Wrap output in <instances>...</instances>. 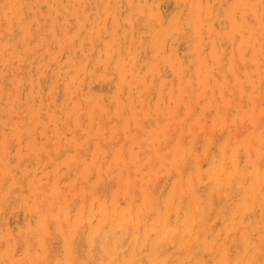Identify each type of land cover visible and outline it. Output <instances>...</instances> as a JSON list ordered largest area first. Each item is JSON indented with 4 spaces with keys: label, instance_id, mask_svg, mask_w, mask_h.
Segmentation results:
<instances>
[{
    "label": "rangeland",
    "instance_id": "obj_1",
    "mask_svg": "<svg viewBox=\"0 0 264 264\" xmlns=\"http://www.w3.org/2000/svg\"><path fill=\"white\" fill-rule=\"evenodd\" d=\"M231 1L37 0V2H33V0H21L19 3V0H15V2L14 0L13 2L12 0H0V193L1 195L5 193V196H8V198L13 197L15 200H8L5 196V199H3V196L0 195V208L3 200H8L5 201L6 205L3 203L4 208L2 207L3 209L0 210V250L5 251L4 253L0 251V255L2 253L0 261L2 259L7 260L6 257L9 256L7 253L12 252L9 257L13 256L11 261H8L9 258L7 261H1V264H9L10 262V264H20V262L21 264H53L55 260H58L57 263L55 261V264H71L74 263V258L79 261L84 260L85 263L83 264H87L88 260H92L90 257L96 255L97 250L95 251V247H99V257L103 258V262L93 258L98 264L100 261L102 264H113L114 260V264H123L128 261L127 257L130 255V251H132L130 252L132 254L129 256L130 258L128 257L129 260H133V257H135L133 261L126 264L137 262L136 259H140L141 264H150L152 259H146L145 257H150L156 253L158 255L156 254L155 257L157 256L158 261H163V263L161 261V263H156L158 261L153 256V260L155 259L153 262L156 264H165V262H167L166 264H201L196 261L201 257L203 258L201 259L202 264L208 262V264H223L224 262V264H243L244 262H247V264H264V246L262 244L264 239H261V235L264 236V0H254V2L253 0H233L234 4L236 1L239 2L236 3L237 6ZM122 2L125 6L122 5ZM201 2L204 5H202L203 8L200 7L201 4L199 5ZM212 2L213 4H211ZM220 2L222 3L220 4ZM256 2H259L257 3L258 6L255 5ZM185 3L186 6H183L182 4ZM151 4L154 6H152L153 8ZM180 5L182 10H180ZM243 5H248L250 9L247 6L244 9ZM252 7L255 8L254 14ZM126 8L129 9L126 10ZM201 8L206 11L210 8V12L203 10L200 11V15L198 13ZM215 8L219 11H216ZM240 8H243V10ZM103 10H106L107 13ZM234 10L235 12H233ZM3 11L5 12L3 13ZM219 12L224 14H219ZM10 13H12L11 16ZM157 13L161 16H157ZM206 13L208 14L206 15ZM209 13L210 16H208ZM231 14H235L237 17H233L234 15ZM200 16H203L204 19ZM226 17L228 20H226ZM244 17L247 18L246 20L249 19L247 23H245L246 20L243 21ZM150 18L151 20H149ZM177 19L181 21L177 23ZM200 20L205 21L201 23ZM146 22H151V24L148 25ZM199 23H201V26L198 25ZM144 24H147V28ZM236 24L239 30H237ZM243 24L247 26L245 25V28H242ZM152 25L153 27H150ZM213 28L217 29L218 33L214 32L215 29L213 30ZM173 29L175 30L173 31ZM175 31L176 34L178 32V36ZM241 32H244L243 35L240 34ZM201 38L202 40H199ZM187 41H191L190 46ZM163 42L165 43L161 46ZM240 42L243 45H240ZM198 50L200 51L198 52ZM42 68L45 70L43 71ZM44 75L46 78H44ZM65 96L66 98H64ZM245 157H248V161ZM244 160L247 163L246 169ZM255 161L257 164L253 163ZM254 164L257 166H254ZM229 166L234 168L232 169ZM254 167L258 169H254ZM235 168L238 171L234 172ZM208 169L209 171H207ZM213 169H215L214 173L217 172V175L212 173ZM256 169L254 175L255 172L253 173L252 170L255 171ZM231 170L233 171L231 172ZM222 171L226 172V175L229 171L228 178L226 175L222 176L224 174ZM258 172L263 173L259 174ZM197 173L200 174L196 175ZM239 173L243 174L242 178L239 177L240 180L236 179L241 175H237ZM231 176H235L232 178L233 181L230 179ZM213 177L216 178L215 181H213ZM246 178L247 180H245ZM253 178L258 183L257 190ZM190 179L191 183L189 182ZM234 179L236 182L233 184ZM210 180L213 181L212 183L215 182V189L213 188L214 184L212 187ZM217 180H219L218 183ZM225 180L230 183L229 187L227 183V188L224 186ZM237 180H239L238 182L241 181V186L237 183ZM221 181L222 184L224 183L223 185ZM15 184H17V188L14 189L16 192H13V190L9 192V188L14 187ZM190 184L196 191L191 188ZM231 184H233V187L236 186L232 188ZM217 186L221 188H219L218 193L223 189L222 194L226 196L225 201H223L224 196L220 193L218 195L216 193L217 199H219V195L222 196L220 201H216L217 199L212 200L215 197H213V194L215 195L213 189L214 192H217ZM251 188L252 192L254 189L256 191L253 192L254 196H252V192V194L249 193ZM207 190L211 191V194ZM32 192L33 194H31ZM173 192L175 193L172 194ZM243 192L245 193L241 194ZM176 193H178V197ZM181 193L183 194L181 195ZM191 193H194V195H191ZM14 194H18L19 198L17 197V199V195ZM187 194H190V199L187 198ZM195 194H198L201 199L196 197ZM239 194L241 197H239ZM249 196L252 200L249 199ZM180 197L182 201L179 200ZM144 198L145 201H143ZM194 198L195 200H193ZM239 198H241V201ZM24 199L27 200V204L23 202ZM167 199L168 201H166ZM100 200H102L101 203H99ZM141 200L143 202L147 201L144 203L145 205L142 204ZM243 200L247 202L244 203ZM249 200L253 201V204H251L252 202L249 204ZM152 201H156L157 204ZM212 201L214 204H212ZM236 201L239 205L235 204ZM18 202L20 206H18ZM29 202L34 205V208H32V205L30 206ZM90 202L93 203L92 207L90 206L91 209L98 203L100 204V208L98 204L92 209L99 208L98 211H91L93 213L92 218L89 212L90 208L88 209ZM24 203L25 208H23ZM167 203L172 204L169 206ZM182 203H184V206ZM258 203L260 208H258L259 206L256 207ZM153 205L156 206L152 212L150 211L152 213L150 216L148 209L151 210ZM178 205L179 209L176 208ZM189 205L193 208L190 209ZM234 206L236 209L234 208L233 211ZM105 208H109L107 212ZM134 208L137 211L135 213L132 210ZM138 208L141 209V212ZM163 208L168 210L164 211ZM182 208L184 212H181L183 211ZM87 209L89 213L86 212ZM119 210H123L122 213H119ZM138 210L141 215L136 214L139 213ZM156 210L158 211V217L156 216ZM172 210L175 212L173 213ZM237 210L239 213L236 212ZM4 211L6 212L4 213ZM113 211L114 213H111ZM153 211H155V214ZM105 212L106 214H104ZM162 212H167V214H162ZM217 212L220 216L217 215ZM230 212L232 216H229ZM42 213L44 214V216H41L43 219L40 217V215H43ZM126 213L131 218H127ZM190 213L193 215L192 217H190ZM195 213L200 216L199 218L202 221L204 217H201V215L207 214L206 219H204L205 223L204 221L199 222V218ZM208 213H211L212 216H209L213 219L208 217ZM108 214L113 217V220ZM113 214L115 215L113 216ZM117 214L121 215L119 216L120 220H122V216L123 220L124 217H126L125 220L130 219L131 224L128 220L127 222L131 239L128 236L121 237L123 233H128L125 231L127 230L125 228L127 224L125 226L122 224L125 223V220L122 223L119 221L120 226L118 228L116 226L118 221L115 225V218L119 220ZM87 215L90 216L88 218L92 222L89 219L86 220ZM105 215L110 217L108 218L110 222L107 223ZM144 215L147 216V220L144 219ZM173 215L176 218H173ZM250 216L253 217V220ZM37 217L41 219L38 220ZM151 217H153V220ZM163 217L167 220L164 221ZM185 217L190 218V220ZM103 218H105V221ZM140 219L144 222L142 223ZM154 219L158 223H155ZM234 219L238 222L241 221L239 225L234 224V222H237ZM98 220H101L99 221L100 225H97L98 222L95 224ZM187 222L193 225L189 226ZM134 223L140 226L146 223L148 225L142 226L140 229V227H135L136 224ZM92 224H95V228ZM106 224L111 226L108 229L112 231L113 237L111 231L108 229L106 230L108 232L105 231L109 227L108 225L105 227ZM154 224L156 225L153 226ZM181 224H187L188 233H186L187 230L185 232V225L182 226ZM122 225L125 230H122ZM165 225L169 226H166L168 229H165ZM234 225L238 229H234ZM242 226L247 227V229ZM161 227L164 228L163 233L160 231ZM88 228H92V230ZM145 228H148V231ZM102 229L105 231L103 236L106 237L108 233L111 235L106 238L103 237L105 241H101L103 239L100 237L102 236ZM191 229L192 231H190ZM216 229L218 233L214 232ZM81 230L83 238L80 235ZM151 230H154V232ZM180 230L182 233H180ZM246 230L247 232L250 231L248 236H245L247 235ZM90 231H94V236L96 235L95 231L98 232V237H95L99 241L97 240L98 244H94V247L93 242H96V238L92 240L88 238L89 244L86 240V233L89 234ZM133 232H137V235H131ZM143 232L148 234L147 237L142 235ZM225 232L227 233L225 234ZM230 232H232V237ZM17 233L22 234V237L19 235L20 237L17 238L18 241L16 240ZM164 233H166L165 236L172 244L166 242L167 238L163 235ZM15 234L16 237L13 236ZM73 234L79 235L77 237ZM116 234H121L119 240H114ZM70 235L76 236L75 242V238L72 237L73 244H69L71 243L69 241H72ZM157 235L158 237L163 235L166 239L162 236L157 238ZM224 235H227L226 237H229L232 241ZM253 235H256L255 237L260 238L263 242ZM68 236L70 237L68 239L69 243L67 242ZM79 236H81V239H78ZM190 236H192V239H190ZM204 236L210 242L206 238L203 239ZM241 236L242 239L244 238L243 240L248 237L246 243L242 242ZM37 237L40 239L39 243ZM89 237H91V233ZM13 238L14 243H17L15 246L12 244L13 242L8 243L9 239L13 241ZM63 238H66L67 245L71 246L66 247L65 243L62 246ZM116 238L118 239V237ZM151 238L153 239L149 240ZM82 239L84 243H82ZM109 239L112 242H118L117 249L112 247L115 243L111 246L107 244L106 241L108 240L109 243ZM158 239L159 241L161 239V243L165 239V243L163 242L165 247L160 244L161 248H152L155 242L158 244V241H156ZM182 239H186L185 243ZM188 239L191 241L187 242ZM202 239L204 240L203 243ZM213 239L215 240L212 243ZM141 240L144 242V247ZM153 240H155L154 243ZM255 240L258 241L255 242ZM119 241L127 243V245L124 243L125 250H123L125 246H122L121 249L118 248ZM138 242H140L139 245H137ZM216 242L217 245L219 244L218 253H216L218 250L215 251ZM79 243H82L81 246L85 250L80 251L81 254L77 251L82 249ZM90 243H92V248H90ZM103 243L105 244L103 245ZM131 243H134V245ZM242 243L245 244L244 247ZM74 244L79 248L76 249L77 247ZM100 244L105 249L102 247V250ZM129 244L132 247L135 246V250H131L132 247ZM204 244L206 245L203 247ZM208 244L210 245L207 246ZM5 246L6 250H4ZM107 246H109V249L115 248V251L117 250L116 252H110L111 255L115 253L114 257L110 256L114 259L105 255L110 254L109 250L105 251L108 249ZM179 246L181 247L179 248ZM211 246L212 248H209ZM240 246H242L241 249H236ZM69 247L74 250H70V252ZM173 247L178 250L175 251ZM194 247L198 248V251ZM137 248H140V250H136ZM148 248L154 249L155 252L153 253L150 249L149 252L152 253L148 254ZM249 248L251 251L248 250ZM145 249H147V252ZM180 249H184L183 253H180ZM18 250H20L19 253ZM88 250L90 255L92 254L91 256ZM156 250L158 251L156 252ZM188 250L190 257L193 258H189ZM257 250L259 255H256L258 254L255 252ZM23 251L26 252L23 254ZM62 251L68 254L66 260L69 259L70 262H73H66ZM72 251H77L76 254L80 256H76V254L69 255V252L72 253ZM120 251L125 253H119ZM134 252L138 253L134 254ZM244 252L248 255L252 253L249 261V256L246 253L244 255ZM239 254H242L243 258ZM71 255L75 256H72L71 259V257L69 258ZM115 255H118V257ZM164 256L166 259L162 258V260L161 257ZM99 257L98 259H100ZM105 257L110 258V260L107 258V262V260H104ZM235 257L236 263H234L235 261L232 262ZM94 260L93 263L89 264L97 263ZM79 261H75V263L79 264Z\"/></svg>",
    "mask_w": 264,
    "mask_h": 264
},
{
    "label": "bare ground",
    "instance_id": "obj_2",
    "mask_svg": "<svg viewBox=\"0 0 264 264\" xmlns=\"http://www.w3.org/2000/svg\"><path fill=\"white\" fill-rule=\"evenodd\" d=\"M8 1H9V0H8ZM20 1H21V0H19V3H20ZM29 1H30V0H29ZM35 1L37 2V0H35ZM35 1L33 0V2H35ZM108 1H110V0H108ZM123 1H124V0H123ZM141 1H142V0H141ZM146 1H148V0H146ZM154 1H155V0H154ZM159 1H161V0H158V2H159ZM203 1H204V0H203ZM218 1H219V0H218ZM228 1H229V0H228ZM232 1H233V0H232ZM232 1H231V2H232ZM248 1H249V0H248ZM250 1H251V0H250ZM257 1H260V0H257ZM12 2H13V0H12ZM12 2H11V3H12ZM14 2H15V0H14ZM38 2H39V1H38ZM179 2H180V1H179ZM184 2H185V1H184ZM186 2H187V1H186ZM213 2H214V1H213ZM213 2H212L211 4H213ZM237 2H238V1H236L235 4H234V2H232V3H233L234 5H236ZM253 2H254V0H253ZM31 3H32V2H31ZM124 3H125V2H124ZM173 3H174V2H173ZM175 3H176V2H175ZM221 3H222V2H220V4H221ZM225 3H226V2H225ZM238 3H239V2H238ZM241 3H242V2H241ZM246 3H247V2H246ZM257 3H259V2H256V3H255L256 6L259 5V4H257ZM9 4H10V2H9ZM12 4H13V3H12ZM36 4H37V3H36ZM119 4H120V1H119ZM156 4H157V2H156ZM179 4H180V3H179ZM179 4H178V5H179ZM200 4H201V5H200ZM223 4H224V2H223ZM249 4H250V3H249ZM263 4H264V3H263ZM10 5H11V4H10ZM29 5H30V4H29ZM34 5H35V4H34ZM115 5H116V4H115ZM122 5H124L123 2H122ZM126 5H127V4H126ZM182 5H183V6H186V3H185V4H182ZM199 5H200V7H201V6L203 5L202 2L199 3ZM238 5H239V4H238ZM250 5H251V4H250ZM253 5H254V4H253ZM255 5H254V7H256ZM20 6H21V5H20ZM111 6H112V5H111ZM124 6H125V5H124ZM152 6H153V5L151 4V7H152ZM172 6H173V5H172ZM176 6H177V5H176ZM180 6H181V5H180ZM203 6H204V5H203ZM203 6H202V8H203ZM210 6H211V5H210ZM214 6H215V5H214ZM218 6H219V4H218ZM218 6H216V7H218ZM220 6H221V5H220ZM222 6H223V5H222ZM232 6H233V5H232ZM236 6H237V5H236ZM246 6L248 7V5H246ZM246 6L243 5L242 7L244 8V7H246ZM251 6H252V5H251ZM261 6H262V5H261ZM8 7H10V6L8 5ZM14 7H15V6H14ZM106 7H107V6H106ZM112 7H113V6H112ZM112 7H111V8H112ZM127 7H128V6H127ZM153 7H154V6H153ZM153 7H152V8H153ZM157 7H158V4H157ZM174 7H175V6H174ZM196 7H197V6H196ZM212 7H213V5H212ZM254 7H252V9H254V10H253V14H254V11H255V8H254ZM26 8H27V7H26ZM26 8H25V9H26ZM28 8H29V7H28ZM103 8H104V7H103ZM122 8H125V7H122ZM144 8H145V7H144ZM144 8H143V9H144ZM169 8H170V7H169ZM176 8H177V7H176ZM202 8H201V10L199 9V13H198V14H200V15H201V12H200V11H203V10H204V9L202 10ZM210 8H211V7H210ZM210 8H209V10H210ZM218 8H219V7H218ZM231 8H235V7H231ZM243 8H240V9L243 10ZM248 8H249V7H248ZM259 8H260V7H259ZM263 8H264V7H263ZM263 8H261V9H263ZM8 9H9V8H8ZM114 9H115V7H114ZM128 9H129V8H128ZM128 9L126 8V10H128ZM170 9H171V8H170ZM170 9H168V10H170ZM172 9H173V7H172ZM195 9H196V8H195ZM197 9H198V8H197ZM215 9H216V8H215ZM220 9L222 10V8H220ZM240 9H239V10H240ZM244 9H245V8H244ZM246 9H247V8H246ZM249 9H250V8H249ZM249 9H248V10H249ZM9 10H10V9H9ZM27 10H28V9H27ZM106 10H107V9H106ZM106 10H103V11H106ZM134 10H135V9H134ZM150 10H151V9H150ZM178 10H179V9H178ZM178 10H177V11H178ZM180 10H182V6H181V9H180ZM209 10H208V11L204 10V11H206V12H210ZM212 10H213V8H212ZM256 10H257V8H256ZM98 11H99V10H98ZM107 11H108V10H107ZM107 11H106L105 13H107ZM141 11H143V10H141ZM165 11H166V10H165ZM175 11H176V10H175ZM196 11H197V10H196ZM216 11H219V10L216 9ZM244 11H245V10H244ZM4 12H5V11H3V13H4ZM138 12H139V11H138ZM158 12H159V11H158ZM168 12H169V11H168ZM168 12H167V13H168ZM233 12H235V10H234ZM237 12H238V11H237ZM262 12H263V11H262ZM144 13H145V12H144ZM159 13H162V12L160 11ZM178 13H179V11H178ZM182 13H183V12H182ZM213 13H214V12H213ZM222 13H223V12H221V13L219 12V14H222ZM245 13H246V12H245ZM245 13H244V14H245ZM247 13H249V12H247ZM11 14H12V13H10V16H11ZM168 14H169V13H168ZM198 14H197V15H198ZM202 14H203V13H202ZM207 14H208V13H206V15H207ZM223 14H224V13H223ZM235 14H236V13H235ZM235 14H231V15H234L233 17H237V16H235ZM4 15H5V14H4ZM181 15H182V14H181ZM181 15H180V16H181ZM210 15H211V14L209 13L208 16H210ZM213 15H214V14H213ZM157 16H161V15H160V14L158 15V13H157ZM178 16H179V15H178ZM190 16H191V15H190ZM214 16H215V15H214ZM214 16H213V17H214ZM247 16H249V15H247ZM141 17H142V16H141ZM181 17H182V16H181ZM194 17H195V16H194ZM200 17H201V16H200ZM200 17H199V18H200ZM202 17H203V16H202ZM202 17H201V18H202ZM219 17H221V16H219ZM224 17H225V16H224ZM148 18H149V17H148ZM173 18H174V17H173ZM177 18H180V17H177ZM226 18H227V17H226ZM252 18H253V17H252ZM158 19H159V18H158ZM158 19H157V20H158ZM203 19H204V17H203ZM206 19H207V17H206ZM206 19H205V20H206ZM213 19H214V18H213ZM215 19H216V18H215ZM246 19H247V18L244 17V20H243V21L245 22ZM253 19H254V18H253ZM149 20H151V18H150ZM205 20H200V21H201V23H202V22L204 23ZM218 20H219V19H218ZM221 20H222V19H221ZM226 20H228V18H227ZM248 20H249V19H248ZM248 20H246L245 23H247ZM159 21H160V20H159ZM180 21H181V20H180ZM180 21H178V19L176 20L177 23L180 22ZM196 21H197V20H196ZM200 21H199V22H200ZM216 21H217V20H216ZM153 22H155V21H153ZM156 22H158V21H156ZM183 22H184V21H183ZM183 22H182V23H183ZM212 22H213V21H212ZM228 22H229V21H228ZM237 22H238V21H237ZM77 23H78V22H77ZM79 23H80V22H79ZM143 23H144V22H143ZM146 23H147V22H146ZM158 23H160V22H158ZM201 23H199L198 25L201 26ZM217 23H218V22H217ZM219 23H220V22H219ZM223 23H224V22H223ZM253 23L256 24L254 21H253ZM147 24L149 25V24H151V22H150V23H147ZM147 24H146V25L144 24V26H146V28H147ZM168 24H169V22H168ZM168 24H167V25H168ZM180 24H181V23H180ZM212 24H213V23H212ZM225 24H226V22H225ZM228 24H229V23H228ZM248 24H249V23H248ZM254 24H253V25H254ZM84 25H85V24H84ZM208 25H209V24H208ZM245 25H246V24H243L242 28H243ZM154 26H156V25H154ZM173 26L175 27V24H174ZM177 26H178V25H177ZM193 26H194V25H193ZM199 26L197 27L198 29H199ZM203 26H204V25H203ZM219 26H220V25H219ZM231 26H232V25H231ZM236 26H237V30H239L237 24H236ZM246 26H247V25H246ZM256 26H257V25H256ZM150 27H153V25L150 26ZM212 27H213V26H212ZM217 27H218V26H217ZM227 27H228V26H227ZM154 28H155V27H154ZM177 28H178V27H177ZM210 28H211V26H210ZM218 28H219V27H218ZM232 28H233V26H232ZM244 28H245V27H244ZM250 28H251V27H250ZM151 29H152V28H151ZM151 29H150V30H151ZM158 29H159V28H158ZM178 29H179V28H178ZM178 29H177V30H178ZM195 29H196V28H195ZM214 29H215V28H213V30H214ZM230 29H231V28H230ZM230 29H229V31H230ZM263 29H264V28H263ZM145 30H146V29H145ZM150 30H149V32H150ZM174 30H175V29H173V31H174ZM211 30H212V29H211ZM240 30H241V28H240ZM244 30H245V29H244ZM244 30H243V31H244ZM179 31H180V30H179ZM215 31L217 32V29H215L214 32H215ZM220 31H221V30H220ZM157 32H158V31H157ZM170 32H171V31H170ZM170 32H169V33H170ZM214 32H213V33H214ZM234 32H235V31H234ZM234 32H233V33H234ZM195 33H196V31H195ZM199 33H200V32H199ZM211 33H212V32H211ZM217 33H218V32H217ZM243 33H244V32H243ZM243 33L241 32L240 34L243 35ZM148 34H149V33H148ZM157 34H158V33H157ZM175 34H176V31H175ZM177 34H178V32H177ZM177 34H176V35H177ZM240 34H239V35H240ZM164 35H165V34H164ZM178 35H179V34H178ZM178 35H177V36H178ZM219 35H220V33H219ZM231 35H232V34H231ZM148 36H149V35H148ZM201 36H202V35L200 34V37H201ZM240 36H241V35H240ZM161 37H162V36H161ZM179 37H181V36H179ZM179 37H178V38H179ZM221 37H224V36H221ZM237 37H238V36H237ZM164 38H165V37H164ZM181 38H183V37H181ZM198 38H199V36H198ZM247 38H248V37H247ZM213 39H214V38H213ZM225 39H226V37H225ZM159 40H160V39H159ZM182 40H183V39H182ZM185 40H186V39H185ZM199 40H202V38L199 39ZM210 40H211V39H210ZM210 40H209V41H210ZM242 40H243V39H242ZM154 41H155V39H154ZM162 41H163V40H162ZM188 41H189V40H188ZM188 41H187V42H188ZM156 42H157V41H156ZM184 42H185V41H184ZM201 42H202V41H201ZM154 43H155V42H154ZM158 43H160V42L158 41ZM164 43H165V42H163L161 46H163ZM189 43H191V41L188 42V44H189ZM198 43H200V41H198ZM212 43H213V41H212ZM246 43H247V41H246ZM196 45H197V44H196ZM213 45H214V44H213ZM240 45H243V44H241V42H240ZM189 46H190V44H189ZM189 46H188V47H189ZM238 46H239V42H238ZM157 47H158V46H157ZM198 47H199V45H198ZM240 47H241V46H240ZM243 47H244V46H243ZM107 48H109V47H107ZM115 48H116V47H115ZM196 48H197V46L195 47V49H196ZM157 49H158V48H157ZM159 49H160V48H159ZM200 49H201V47H200ZM190 51H191V50H190ZM190 51H189V52H190ZM199 51H200V50H198V52H199ZM192 52H193V51H192ZM192 52H191V53H192ZM156 53H157V51H156ZM156 53H155V54H156ZM192 54H193V53H192ZM150 55L152 56V54H150ZM198 55H199V54H198ZM155 56H157V55H155ZM146 58H147V57H146ZM198 58H199V56H198ZM158 59H159V58H158ZM166 59H167V58H166ZM39 60H40V59H39ZM145 60H146V59H145ZM147 60L149 61V59H147ZM51 61H52V60H51ZM53 62H54V61H53ZM158 62H159V61H158ZM156 63H157V61H156ZM173 63H174V62H173ZM144 64H145V63H144ZM39 65H41V64H39ZM155 65H156V64H155ZM201 65H203V64H201ZM42 67H44V66H42ZM172 67H173V66H172ZM199 67H200V65H199ZM54 68H55V67H54ZM149 68H150V67H149ZM42 70H43V68H42ZM42 70H41V71H42ZM44 70H45V69H44ZM44 70H43V71H44ZM46 70H47V69H46ZM120 70H121V69H120ZM48 71H49V70H48ZM152 71H153V70H152ZM79 72H80V70H79ZM118 72H119V71H118ZM123 72H124V71H123ZM47 73H48V72H47ZM67 73H68V71H67ZM77 73H78V72H77ZM77 73H75V74H77ZM58 74H60V73H58ZM64 74H65V73H64ZM66 75H67V74H66ZM44 76H45V75H44ZM58 76H59V75H58ZM123 76H124V73H123ZM44 78H46V76H45ZM49 78H50V77H49ZM122 79H123V78H122ZM121 81H122V80H121ZM73 82H74V81H73ZM95 82H96V81H95ZM44 83H45V82H44ZM47 83H48V82H47ZM68 83H69V81H68ZM99 83H100V82H99ZM18 85H20V83H18ZM18 85H17V86H18ZM47 85H48V84H47ZM52 85H53V84H52ZM67 85H68V84H67ZM26 86H27V85H26ZM33 86H34V85H33ZM70 86H71V85H70ZM8 87H9V86H8ZM12 87H13V86H12ZM38 87H39V86H38ZM89 88H90V86H89ZM7 89H8V88H7ZM46 89H47V88H46ZM91 89H92V88H91ZM38 90H39V89H38ZM66 90H67V89H66ZM9 91H10V90H9ZM100 91H101V90H100ZM105 92H106V91H105ZM14 93H16V92H14ZM108 93H110V92H108ZM108 93H106V94H108ZM97 94H98V93H97ZM66 95H67V93H66ZM0 96H1V95H0ZM64 98H66V96H65ZM86 99H87V98H86ZM60 107H61V106H60ZM10 108H11V107H10ZM30 108H31V107H30ZM4 109H5V108H4ZM31 109H32V108H31ZM31 109H30V110H31ZM2 114H3V113H2ZM7 117H8V116H7ZM31 117H32V115H31ZM8 119H9V118H8ZM28 120H29V119H28ZM5 121H7V120H5ZM25 121H26V120H25ZM11 123H12V122H11ZM6 125H7V124H6ZM15 126H16V125H15ZM26 126H27V125H26ZM0 128H1V127H0ZM13 128H15V127H13ZM248 157H249V156H248ZM248 157H245V158L247 159ZM251 159H252V158H251ZM253 160H255V159L253 158ZM247 161H248V159H247ZM244 162L246 163L245 160H244ZM250 162H251V161H250ZM253 163H256V164H257L256 161L253 162ZM250 164H251V163H250ZM246 166H247V163L245 164V169H246ZM254 166H257V165L254 164ZM1 167H2V166H1ZM229 167H230V166H229ZM243 167H244V166H243ZM251 167H253V166H251ZM230 168L233 169L234 167H230ZM230 168H229V169H230ZM240 168H242V167H240ZM248 168H250V167H248ZM255 168H257V167H254V169H255ZM261 168H262V167H261ZM210 169H211V168H210ZM236 169H237V168H235L234 172H235V171H238V170H236ZM250 169H251V168H250ZM257 169H258V168H257ZM257 169H256L255 171L252 170L253 173L255 172L254 175L256 174ZM211 170H212V169H211ZM211 170H210V171H211ZM214 170H215V169H213V172H212V173L215 172ZM227 170H228V169H227ZM259 170H260V169H259ZM207 171H209V169H208ZM232 171H233V170H231V172H232ZM248 171H249V170H248ZM248 171H247V172H248ZM260 171H261V170H260ZM262 171H263V170H262ZM6 172H7V171H6ZM222 172L224 173V171H222ZM249 172H250V171H249ZM263 172H264V171H263ZM263 172H260V173H263ZM208 173H209V172H208ZM227 173L230 174L229 171H227ZM242 173L244 174L245 171L242 172ZM242 173L237 174V175H240V174H241V175L238 176V178H236V179H239V177H241V176L243 175ZM253 173H252V174H253ZM258 173H259V172H258ZM260 173H259V174H260ZM199 174H200V173H197L196 175H199ZM205 174H206V173H205ZM214 174L217 175V172L214 173ZM214 174H213V176H214ZM228 174L226 175V172H225L222 176L226 175L227 178H228ZM259 174H258V175H259ZM231 175H232V174H231ZM26 176H27V175H26ZM207 176H208V174H207ZM226 176H225V177H226ZM247 176H248V175H247ZM247 176H246V177H247ZM252 176H253V175H252ZM263 176H264V175H263ZM199 177H200V176H199ZM209 177H210V176H209ZM215 177H216V176H215ZM215 177H213V181H215V180H214V179H216ZM217 177H218V176H217ZM225 177H224V178H225ZM234 177H235V176H233V177L231 176V177H230L231 181H233L232 178H234ZM249 177H250V175H249ZM254 177H256V176H254ZM206 178H207V177H206ZM219 178H220V177H219ZM224 178H222V180H224ZM241 178H242V177H241ZM247 178H248V177H247ZM247 178H246L245 180H247ZM258 178H260V177L258 176ZM208 179H209V178H208ZM225 179H226V178H225ZM248 179H249V178H248ZM211 180H212V179H211ZM211 180H210V181H211ZM234 180H235V179H234ZM239 180H240V179H239ZM239 180H237V183H239V185L241 186V184H240L241 181L238 182ZM241 180H242V179H241ZM253 180H254V182H255V179H254V178H253ZM263 180H264V179H263ZM213 181H211V183H212ZM226 181H227V180H225V182H226ZM257 181H259V179H257ZM260 181H261V180H260ZM189 182L191 183V179H190ZM218 182H219V180H217V183H218ZM235 182H236V180L233 182V184H234ZM263 182H264V181H263ZM214 183H215V182H214ZM214 183H212V187H213V184H214ZM227 183H228V185H227ZM243 183H244V182H243ZM247 183H248V182H247ZM249 183H250V182H249ZM251 183H252V182H251ZM255 183H256V184H254V186L256 185L255 187H256V190H257V188H258V187H257V186H258V183H257V182H255ZM260 183L262 184V182H260ZM221 184H222V181H221ZM223 184H224V183H223ZM223 184H222V185H223ZM229 184H230L229 182H226V183L224 184V186L227 185V186L229 187ZM233 184H231V187H232V188H234V187L236 186V185H234V187H233V186H232ZM245 184H246V182H245ZM20 185H21V184H20ZM24 185H25V184H24ZM222 185H221V186H222ZM242 185H243V184H242ZM248 185H249V184H247V186H248ZM262 185H263V184H262ZM15 186H16V187H15ZM15 186H14V187L12 186V187H13V188L11 187L12 189L9 188V189H10L9 192H11V190H13V192H16V191H14V189L17 188V184H15ZM37 186H38V185H37ZM37 186H36V187H37ZM190 186H191V184H190ZM210 186H211V185H210ZM210 186H209V187H210ZM218 186H219V185H218ZM218 186H217V187H218ZM227 186H226L225 188H227ZM243 186H244V185H243ZM20 187H21V186H20ZM22 187H23V186H22ZM25 187H26V185H25ZM36 187H35V188H36ZM248 187L250 188V186H248ZM252 187H253V186H252ZM255 187H254V188H255ZM191 188H193V190L196 191L195 188H194L193 186H191ZM213 188L215 189V184H214V187H213ZM219 188H220V187H218L217 192H214L215 190L213 189V193H215V195L213 194V197H214V196H215V197L212 198V200H213V199H214V200L217 199V198H216V197H217V196H216V193H217V195H218L219 193H220V194L223 193V189H222V191L220 190L221 192L218 193ZM232 188H231V189H232ZM240 188H242V187H240ZM244 188H245V187H244ZM260 188H261V187H260ZM209 189H210V188H209ZM220 189H221V188H220ZM231 189H230V191H231ZM235 189H236V188H235ZM237 189H238V186H237ZM237 189H236V190H237ZM242 189H243V188H242ZM242 189H241V190H242ZM18 190H20V189L18 188ZM188 190H191V189H188ZM224 190H225V189H224ZM227 190H228V189H227ZM227 190H226V191H227ZM194 191H192V192H194ZM207 191H209V190H207ZM226 191H225V192H226ZM230 191H229V193H230ZM233 191H234V190H233ZM233 191H232V192H233ZM243 191H245V190L243 189ZM13 192H12V193H13ZM34 192H35V191H34ZM143 192H144V191H143ZM209 192H210V194H211V191H209ZM239 192H240V191H239ZM251 192H252V188H251V190H250L249 193H251ZM253 192H256L255 189L253 190ZM253 192H252V193H253ZM19 193H20V191H19ZM29 193H30V192H29ZM174 193H175V192H173L172 194H174ZM196 193H197V192H196ZM198 193H199V192H198ZM207 193H208V192H207ZM237 193H238V192H237ZM244 193H245V192H243V193H241V194H244ZM247 193H248V192H247ZM252 193H251V194H252ZM31 194H33V192H32ZM167 194H169V193H167ZM177 194H178V193H176V196H177ZM182 194H183V193H181V195H182ZM0 195H1V193H0ZM7 195H8V194H7ZM14 195H15V194H14ZM16 195H17V196H16ZM16 195H15L16 198H17V197L19 198V195H18V194H16ZM24 195H25V193H24ZM28 195L30 196V194H28ZM143 195H144V194H143ZM170 195H171V194H170ZM181 195H179V196H181ZM187 195H188V194H187ZM191 195H194V193H191ZM195 195H196V197H199V199H201L200 196H198V194H195ZM222 195H223V194H222ZM248 195H249V194H248ZM254 195H255V194L253 193L252 196H254ZM2 196H3V197H2ZM4 196H5V193H4V195H3V194L1 195V197H2L3 199H5ZM12 196H13V195H12ZM15 196H14V197H15ZM20 196H21V195H20ZM56 196H57V195H56ZM166 196H167V195H166ZM173 196H174V195H173ZM176 196H175V197H176ZM189 196H190V194L187 196V198H188ZM201 196H202V195H201ZM210 196H211V195H210ZM223 196H224V197H223V199H224L223 201H225V197H226L225 194H224ZM263 196H264V194H263ZM5 197L8 198V196H5ZM21 197H22V196H21ZM23 197H25V196H23ZM141 197H143V196H141ZM164 197H165V196H164ZM164 197H163V198H164ZM170 197H171V196H170ZM170 197H169V198H170ZM177 197H178V196H177ZM177 197H176V198H177ZM181 197H182V196H181ZM181 197L179 198V200H181ZM184 197H185V196H184ZM184 197H183V198H184ZM196 197H195V198H196ZM221 197H222V196L219 195V196H218L219 199H217L216 201H220ZM239 197H241L240 194H239ZM249 197H250V196H249ZM18 198H17V199H18ZM25 198H26V197H25ZM29 198H31V197H29ZM146 198H147V197H146ZM171 198H172V197H171ZM171 198H170V200H171ZM185 198H186V197H185ZM185 198H184V200H185ZM187 198H186V199H187ZM190 198H191V197H189V199H190ZM192 198H193V197H192ZM195 198H194L193 200H195ZM206 198H207V197H206ZM235 198H236V197H235ZM247 198H248V197H247ZM252 198H255V197H252ZM260 198H261V195H260ZM263 198H264V197H263ZM263 198H262V199H263ZM3 199H2V200H3ZM9 199H12L13 201H15V200L13 199V197H12V198H8V200H9ZM22 199H23V198H22ZM54 199H55V197H54ZM56 199H57V198H56ZM142 199H143V198H142ZM197 199H198V198H197ZM207 199H208V198H207ZM226 199H227V198H226ZM239 199H240V201H241V198H239ZM239 199H238V201H239ZM244 199H245V198H244ZM249 199H251V197H250ZM262 199H261V201H262ZM0 200H1V199H0ZM6 200H7V199H6ZM6 200H3L2 205H3V203H5V205H6V202H5ZM8 200H7V201H8ZM160 200H161V199H160ZM160 200H159V201H160ZM170 200H169V202H170ZM172 200H173V198H172ZM172 200H171V201H172ZM210 200H211V197H210ZM245 200H246V199H245ZM245 200H243L244 203L247 202V201H245ZM247 200H248V199H247ZM251 200H252V199H251ZM253 200H254V199H253ZM29 201H31V200H29ZM90 201H93V200H90ZM101 201H102V200H100L99 203H101ZM141 201H142V200H141ZM143 201H145V198H144ZM143 201H142V204L145 205L144 203H146L147 201H146V202H143ZM157 201H158V200H157ZM159 201H158V202H159ZM166 201H168V199H167ZM181 201H182V200H181ZM181 201H180V202H181ZM186 201H187V200H186ZM191 201H192V200H191ZM191 201H190V203L192 204ZM208 201H209V200H208ZM221 201H222V200H221ZM223 201H222V202H223ZM240 201H239V202H240ZM261 201H259V202H261ZM10 202H12V201L10 200ZM19 202H20V200H19ZM19 202H18V206H20ZM23 202L26 203L27 200L24 199ZM152 202H153V201H152ZM162 202H163V201H162ZM176 202H177V201H176ZM194 202H195V201H194ZM210 202H211V201H210ZM214 202H215V201H214ZM251 202H252V203H251ZM25 203H24V205H25ZM90 203H91V204L88 206V209H89L90 206L93 204L92 202H90ZM99 203H98V204H99ZM153 203H156V201H154ZM173 203H174V202H173ZM184 203H185V202H184ZM184 203H182L183 206H184ZM199 203H200V202H199ZM199 203H198V205H199ZM248 203H249V204H250V203L253 204V201H250V200H249ZM256 203H257V202H256ZM262 203H263V201H262ZM9 204H10V203H9ZM13 204H14V202H13ZM26 204H27V203H26ZM29 204H30V206H31V205L33 206L32 208H34V205L31 204V202H29ZM98 204H97V205H98ZM147 204H149V203H147ZM156 204H157V203H156ZM167 204L170 206V204H172V203H170V204L167 203ZM175 204L177 205L178 203H175ZM179 204H180V203H179ZM195 204H197V203L195 202ZM207 204L209 205V203H207ZM212 204H214L213 201H212ZM212 204L210 203V205H212ZM223 204H224V203H223ZM227 204H229V203H227ZM227 204H226V205H227ZM235 204H236V205H239V204L237 203V201H236ZM242 204H243V203H242ZM2 205H1V208L3 207ZM97 205H96V206H97ZM104 205H105V204H104ZM104 205H103V206H104ZM159 205H160V204H158V206H159ZM185 205H186V203H185ZM215 205H216V204H215ZM217 205H219V204H217ZM246 205H248V204H246ZM260 205H261V204H260ZM96 206H95V207H96ZM155 206H156V205H155ZM155 206L153 205V207H151V210L148 209V211H149V212H150V211L152 212V210H154V207H155ZM169 206H168V207H169ZM180 206H181V205H180ZM189 206H190V209H191L192 206H191V205H189ZM219 206H220V205H219ZM230 206H231V205H230ZM244 206H245V205H244ZM253 206H255V205H253ZM258 206H259V203H258V205H257L256 207H258ZM263 206H264V205H263ZM13 207H14V206H13ZM25 207H26V205L23 206V208H25ZM91 207H92V206H91ZM95 207H93V208H95ZM140 207H141V204H140ZM143 207H144V206H143ZM148 207H149V206H148ZM148 207H147V208H148ZM160 207H161V205H160ZM178 207H179V205H178L176 208L179 209ZM205 207H206V206H205ZM209 207H210V206H209ZM213 207H214V206H213ZM217 207H218V206H217ZM221 207H222V206H221ZM221 207H220V209H221ZM223 207H224V206H223ZM237 207H239V206H237ZM241 207H242V205H241ZM256 207H254V208H256ZM261 207H262V206H261ZM1 208H0V210H1ZM3 208H4V207H3ZM3 208H2V209H3ZM8 208H9V206H8ZM15 208H16V206H15ZM18 208H19V207H18ZM93 208H92V209H93ZM99 208H100V204H99ZM99 208L97 207L98 210H99ZM109 208H110V207H109ZM109 208H108V209H109ZM114 208H115V207H114ZM116 208H117V207H116ZM158 208H159V207H158ZM164 208H165V206H164ZM164 208H163V209H164ZM169 208H170V207H169ZM176 208H175V209H176ZM188 208H189V207H188V205H187V209H188ZM192 208H193V207H192ZM198 208H199V206H198ZM234 208L236 209V207H235V206L233 207V209H232L233 211H234ZM247 208H249V207H247ZM258 208H260V206H259ZM5 209H6V208H5ZM20 209H21V208H20ZM88 209H87L86 212H88ZM90 209H91V208H90ZM90 209H89V212H90V215H91V218H92V217H93V213H92L91 211H95V210H97V209H95V210H92V209L90 210ZM108 209L105 208L106 212H107ZM138 209H139L140 212H141V209H140V208H138ZM143 209H144V208H143ZM163 209H162V210H163ZM170 209H171V208H170ZM175 209H174V210H175ZM177 209H176V210H177ZM180 209H181V208H180ZM187 209H186V210H187ZM200 209H201V208H200ZM212 209H213V208H212ZM218 209H219V208H218ZM220 209H219V210H220ZM243 209H244V211H246L245 208H243ZM11 210H12V209H11ZM98 210H97V211H98ZM100 210H101V209H100ZM132 210H133L134 213H135L136 209L134 208V209H132ZM139 210H138V212H139ZM146 210H147V209H146ZM165 210H168V209H164V211H165ZM174 210H172L173 213L175 212ZM182 210H183V208H182ZM213 210H214V209H213ZM215 210H216V208H215ZM219 210H218V212H219ZM230 210H231V209H230ZM239 210H240V208H239ZM250 210H251V209H250ZM250 210H249V211H250ZM119 211H120L119 213H122L123 210H122V211L119 210ZM144 211H145V210H144ZM148 211H147V212H148ZM156 211H157V210H156ZM190 211H191V210H190ZM190 211H189V212H190ZM195 211H196V210H195ZM207 211H208V210H207ZM233 211H232V212H233ZM252 211H254V210H252ZM256 211H257V210H256ZM256 211H255V212H256ZM1 212H2V211H1ZM5 212H6V211H4V213H5ZM27 212H28V211H27ZM89 212H88V213H89ZM99 212H100V211H99ZM106 212H105L104 214H106ZM131 212H132V211H131ZM136 212H137V211H136ZM140 212H139V213H136V214H140V215H141ZM149 212H148V213H149ZM151 212L149 213L150 216L152 215ZM167 212H168V211H167ZM167 212H165V213L167 214ZM170 212H171V211H170ZM176 212H177V211H176ZM181 212H184V210L181 211ZM185 212H186V211H185ZM187 212H188V210H187ZM191 212H192V211H191ZM198 212H199V211H198ZM200 212H201V210H200ZM200 212H199V213H200ZM204 212H205V210H204ZM209 212H210V210H209ZM214 212H215V211H214ZM218 212H217V213H218ZM226 212H227V211H226ZM226 212H225V213H226ZM236 212H238V210H237ZM236 212H234V213H236ZM250 212H251V211H250ZM4 213H3V214H4ZM28 213H29V212H28ZM91 213H92V214H91ZM94 213H95V212H94ZM111 213H114V211L111 212ZM142 213H143V212H142ZM153 213L155 214V211H153ZM159 213H160V212H159ZM165 213L162 212V214H165ZM219 213H220V212H219ZM219 213L217 214L218 216H220ZM238 213H239V212H238ZM247 213H248V211H247ZM261 213H262V212H261ZM3 214H2V215H3ZM23 214H24V213H23ZM42 214H43V213H42ZM86 214H87V213H86ZM102 214H103V213H102ZM123 214H124V213H123ZM123 214H122V215H123ZM126 214H127V213H126ZM136 214H135V215H136ZM145 214H146V212H145ZM149 214H147L148 217H150ZM183 214H184V213H183ZM188 214H189V213H188ZM193 214H194V213H193ZM204 214H205V213H204ZM213 214H214V213H213ZM215 214H216V212H215ZM220 214H221V213H220ZM229 214H230L229 216H232L231 212H230ZM4 215H5V214H4ZM16 215H17V214H16ZM108 215H109V214H108ZM114 215H115V214H113V216H114ZM157 215H158V211H157L156 216H157ZM175 215H176V213H175ZM175 215H173V216H174L173 218H176ZM186 215H187V214H186ZM195 215H196V213H195ZM197 215H198V214H197ZM197 215H196V216H197ZM199 215H200V214H199ZM202 215H203V214H202ZM202 215H201V217H204V218H203V221H204V219H206L207 214H205V215H203V216H202ZM209 215H211V213H210V214L208 213V217L213 219V217H210ZM217 215H216V216H217ZM234 215H235V214H234ZM249 215H251V214H249ZM263 215H264V214H263ZM6 216H7V215H6ZM41 216H44V214H43V215H40V217H41ZM94 216H95V215H94ZM98 216H99V215H98ZM102 216H103V215H102ZM109 216H110V215H109ZM109 216L107 217V216L105 215V218L107 217V218H106L107 223H108V221H109L108 218L112 217V216H110V217H109ZM119 216H121V215H120V214H117V218H118ZM144 216H145V215H144ZM154 216H155V215H154ZM163 216H164V215H163ZM177 216H178V214H177ZM192 216H193V215H191V213H190V217H192ZM211 216H212V215H211ZM218 216H217V217H218ZM244 216H246V215H244ZM253 216H254V215H253ZM15 217H16V216H15ZM22 217H23V216H22ZM40 217H39V218L37 217L38 220L42 218V217H41V218H40ZM88 217L90 218V216L87 215L86 220L89 219ZM122 217H123V216H122ZM122 217H121L122 220H120V217H119V220H116V218H115V225L117 224L116 222L118 221V224L116 225L118 228H119V226H120V225H119V224H120L119 221H121V223H122V221H124V220L126 219V217H127V218H131L130 215L128 216V214H127L126 217H124V218H125L124 220H123ZM135 217H136V216H135ZM146 217H147V216H145L144 219L147 220ZM157 217H158V216H157ZM157 217H156V218H157ZM164 217H165V216H164ZM164 217H163V219H164V221H166L167 219L165 220L166 217H165V218H164ZM197 217L199 218L200 216H197ZM197 217H196V218H197ZM222 217H223V216H222ZM237 217H238V216H237ZM242 217H243V216H242ZM242 217H241V218H242ZM250 217H251V216H250ZM7 218H8V217H7ZM7 218H5V219H7ZM105 218H103L104 221H105ZM137 218H138V217H137ZM140 218H141V217H140ZM156 218H155V219H156ZM169 218H170V216H169ZM178 218H179V217H178ZM185 218H188V217H185ZM185 218H184V220H186ZM198 218H197V219H198ZM215 218H216V217H215ZM225 218H226V217H225ZM231 218H232V217H231ZM231 218H230V219H231ZM233 218H234V217H233ZM239 218H240V215H239ZM248 218H249V217H248ZM252 218H253V217H251V219H252ZM255 218H256V217H255ZM263 218H264V217H263ZM42 219H43V218H42ZM99 219H100V218H99ZM103 219H101V220L103 221ZM142 219H143V218H142ZM151 219L153 220V217H151ZM155 219H154V222L156 221ZM160 219H161V218H160ZM170 219H171V218H170ZM188 219L190 220V218H188ZM191 219H192V218H191ZM193 219H194V218H193ZM193 219H192V220H193ZM222 219H223V218H222ZM222 219H221V220H222ZM257 219H258V218H257ZM7 220H10V219H7ZM38 220H37V221H38ZM89 220H90V219H89ZM93 220H94V219H93ZM101 220L96 221L95 224H97V222H98L97 225H100L99 221H101ZM110 220H111V219H110ZM112 220H113V217H112ZM127 220H128V219H127ZM127 220L124 221L125 223H122V224H124V226H125V224H127L126 227H125V228H127V230H125V228L123 227V225H122V230H125V231L128 232V231H129V229H128V228H129V224H131V221H129V220H130V219H129V220H128L129 224H128ZM146 220H145V221H146ZM173 220H174V219H173ZM221 220H219V221L221 222ZM228 220H229V219H228ZM235 220H236V219H234V221H235ZM252 220H253V219H252ZM254 220H255V219H254ZM258 220H259V219H258ZM4 221H6V220H4ZM37 221H36V222H37ZM90 221H91V220H90ZM104 221H103V222H104ZM134 221H135V220H134ZM138 221H139V220H138ZM140 221H141L142 223L144 222V221H142L141 219H140ZM158 221H159V220H158ZM170 221H171V220H170ZM175 221H176V220H175ZM195 221H196V220H195ZM200 221H202L201 218H199V222H200ZM203 221H202V222H203ZM209 221H210V219H209ZM219 221H218V222H219ZM225 221H226V220H225ZM232 221H233V220H232ZM236 221H237V220H236ZM256 221H257V220H256ZM87 222H88V221H87ZM91 222H92V221H91ZM103 222H101V223H102V225L104 226ZM109 222H110V221H109ZM135 222H137V221H135ZM147 222H148V221H147ZM149 222H152V221H149ZM154 222H153V223H154ZM168 222H169V221H168ZM177 222H178V221H177ZM190 222H191V221H190ZM197 222H198V220H197ZM199 222H198V223H199ZM202 222H201V223H202ZM212 222H213V221L211 220V223H212ZM214 222L216 223V220H215ZM218 222H217V223H218ZM227 222H228V221H227ZM237 222H238V221H237ZM237 222H236V223L234 222V224L239 225V222H241V221L239 220L238 224H237ZM242 222H243V221H242ZM263 222H264V221H263ZM137 223H139V222H137ZM137 223H134V224L138 225ZM155 223H158V222H155ZM184 223H185V222H184ZM188 223H189V222H187V224H188ZM198 223H197V224H198ZM204 223H205V221H204ZM224 223L227 224L226 222H224ZM247 223H248V222H247ZM259 223H260V222H259ZM6 224H8V223H6ZM89 224H90V222H89ZM95 224H94V225H95ZM187 224H186V225H187ZM222 224H223V222H222ZM231 224H232V223H231ZM243 224H244V223H243ZM254 224H256V222H254ZM254 224H253V225H254ZM9 225H10V224H9ZM92 225H93V224H92ZM94 225H93V226H94ZM107 225L109 226V224H106L105 227H107ZM115 225H114V226H115ZM136 225H134V226L137 227V228L140 227V229H141L142 226H145V225H148V224H147V223H146L145 225H144V224H141L142 226H140V225L136 226ZM155 225H156V224H154L153 226H155ZM161 225H162V224H161ZM163 225H164V224H163ZM167 225H168V224H167ZM167 225H165V227H166ZM181 225H182V224H181ZM184 225H185V224H184ZM184 225H182V226H184ZM186 225H185V228H184V229H185V232H186V230H187L186 233H188L189 231H188V229H187L188 227H186ZM188 225L190 226V225H193V224L190 223V224H188ZM223 225H224V224H223ZM241 225H242V224H241ZM244 225H245V224H244ZM250 225H251V224H250ZM253 225H252V226H253ZM256 225H258V223H257ZM259 225H260V224H259ZM93 226H92V227H93ZM116 226H115V227H116ZM127 226H128V227H127ZM182 226H181V227H182ZM224 226H226V225H224ZM246 226H247V225H246ZM260 226H261V225H260ZM101 227H102V226H101ZM101 227H100V228H101ZM112 227H113V226H112ZM117 227H116V228H117ZM149 227H150V225H149ZM167 227H169V226H167ZM167 227H166L165 229H168ZM194 227H195L196 229H198L196 226H194ZM216 227H217V225H216ZM216 227H215V228H216ZM233 227H234V229L237 228V227H235V225H234ZM242 227H245V226H242ZM242 227H241V228H242ZM250 227H251V226H250ZM254 227H255V226H254ZM5 228H7V227H5ZM79 228H81V227H79ZM94 228H95V226H94ZM108 228H111V226L107 227V228L105 229V231H106ZM116 228H114V229H116ZM118 228H117V229H118ZM123 228H124V229H123ZM172 228H173V227H172ZM174 228H175V227H174ZM174 228H173V229H174ZM190 228H191V227H190ZM199 228H200V227H199ZM217 228H219V226H218ZM245 228L247 229V227H245ZM251 228H252V227H251ZM88 229H89V230H92V228H91V229L88 228ZM112 229H113V228H112ZM142 229H143V228H142ZM145 229L147 230L148 228H145ZM153 229H154V228H153ZM160 229H161V230H160ZM160 229H159V230L162 232V230H163L164 228L162 229V227H161ZM207 229H209V228H207ZM222 229H223V226H222ZM225 229L227 230V228H225ZM228 229H229V226H228ZM234 229L232 228L233 231H234ZM237 229H238V228H237ZM10 230H11V229H10ZM82 230H83V228H82ZM82 230H81V233H80V232H79V233H80V235H82V238H83V234H82L83 232H82ZM94 230H95V229H94ZM108 230L111 231L110 229H108ZM122 230H121V231H122ZM133 230H134V229H133ZM181 230H182V229H181ZM181 230H180V233H182ZM194 230H195V229H194ZM243 230H244V228H243ZM253 230H254V229H253ZM258 230H259V228H258ZM12 231H13V230H12ZM105 231H103V229H102V234L100 233L102 236H100V237H102V238L105 237V236H103V233H104ZM134 231H135V230H134ZM147 231H148V230H147ZM147 231H145V232L147 233ZM151 231H152V230H151ZM168 231H169V230H168ZM182 231H183V230H182ZM190 231H192V229H191ZM198 231H199V229H198ZM198 231H197V232H198ZM206 231H208V230H206ZM212 231H213V230H212ZM219 231H220V230H219ZM229 231H231V230H229ZM233 231H232V232H233ZM236 231H237V230H236ZM240 231H241V229H240ZM85 232H86V231H85ZM95 232H96V233H95V234H96L95 236L98 237V236H97L98 232H97V231H95ZM100 232H101V231H100ZM106 232H108V231H106ZM129 232H130V231H129ZM129 232H128L127 234H126V233H123L124 236L122 235L121 237L124 238L125 236H128V237H130V239H131V236H130ZM145 232H143L144 234H142V235H143V236L145 235L144 237H147L146 235H148V234H146ZM152 232H154V230H153ZM158 232H159V231H158ZM158 232H157V233H158ZM161 232H160V233H161ZM163 232H164V230H163ZM163 232H162V233H163ZM214 232H215V233H216V232L218 233V230L216 229ZM223 232H224V231H223ZM232 232H230V235H231ZM246 232H247V230H246ZM248 232H249V234H250V231H249V230H248ZM248 232H247V235H245V236H248ZM261 232H263V231H261ZM0 233H1V232H0ZM19 233H20V231H19ZM19 233H17V235H18L17 237H16V234L13 235V236L16 237V240H17V241L19 240V239H17L18 237H20V236L22 237V234L20 235ZM90 233H91V237H89V234H90ZM93 233H94V231H93V232L90 231L89 234H88V232H87V233H86V235H87V236H86V240H88V238H90L91 240H92V239H95L96 237L94 236ZM167 233L169 234V232H167ZM203 233H205V232H203ZM226 233H227V232H225V234H226ZM237 233H238V231H237ZM241 233H242V232H241ZM259 233H260V232H259ZM92 234H93V236H92ZM109 234H110V233H108L107 236H111V235H109ZM111 234H112V231H111ZM117 234H118V231H117ZM117 234L114 236V237H115L114 240H119V239L121 238V237H119V236L122 234V232H121V234H119V235H117ZM125 234H126V235H125ZM132 234H134V235L136 234V235H137V232H136V233L133 232V233H131V235H132ZM151 234H152V233H151ZM171 234H172V233H171ZM198 234H199V233H198ZM205 234H206V233H205ZM244 234H245V232H244ZM19 235H20V236H19ZM73 235H76V234H73ZM77 235H79V234H77ZM77 235H76V236H77ZM136 235H135V236H136ZM158 235H159V234H158ZM158 235L156 236L157 238H159L160 236L163 237V235L165 236L166 233H164L163 235H160L159 237H158ZM169 235H170V234H169ZM173 235H174V234H173ZM181 235H182V234H181ZM183 235H184V234H183ZM196 235H197V233H196ZM196 235H194V236H196ZM263 235H264V234H263ZM13 236H12V237H13ZM70 236H71L72 241H71V240H70V241L68 240V239H70V237L68 236L69 238H67V242L69 241V242H71V243L68 242L69 244H73V243L75 242V240H76V236H75V237L72 236V235H70ZM84 236H85V235H84ZM107 236H106V237H107ZM187 236H189V235H187ZM209 236H210V235H209ZM224 236L226 237L227 235H224ZM233 236H234V235H233ZM238 236H240V235H238ZM245 236H244V237H245ZM253 236H254V235H253ZM255 236H256V235H255ZM255 236H254V237H255ZM258 236H259V235H258ZM9 237H10V236H9ZM38 237H39V236H38ZM38 237H37V240H38V243H39V242H40V241H39L40 239H38ZM72 237L75 238V239H74V242H73V238H72ZM77 237H78V236H77ZM79 237H80V238H78V239H81V236H79ZM92 237H94V238H92ZM106 237H105V238H106ZM112 237H113V234H112ZM116 237H118V239H117ZM128 237H126V238H128ZM133 237H134V236H133ZM156 237H154V238H156ZM165 237L167 238V236H165ZM165 237H163V238H165ZM169 237H170V236H169ZM185 237H186V236H185ZM190 237H191L190 239H192V236H190ZM231 237H232V235H231ZM39 238H41V237H39ZM105 238L101 239V241H102V240L105 241V240H104ZM110 238H111V237H110ZM166 238H165V239H166ZM180 238H181V236H180ZM205 238H206V236H204L203 239H205ZM211 238H212V237H211ZM211 238H210V239H211ZM226 238H229V237H226ZM233 238H234V237H233ZM247 238H248V237H247ZM247 238H246V240H243L244 238L242 239V236H241V239L243 240L242 242H245V243H246L247 240H248ZM249 238H250V237H249ZM251 238H252V237H251ZM255 238H256V237H255ZM20 239H21V238H20ZM65 239H66V238H65ZM65 239H64V238L62 239V242H61L62 246L64 245L63 243H65V245L68 244V243L66 242ZM84 239H85V238H84ZM111 239L113 240V238H111ZM133 239H135V238H133ZM152 239H153V238H151V239H149V240H152ZM165 239H164V241H165ZM170 239L172 240V238H170ZM190 239H188L189 241L187 240V242H190V241H191ZM203 239L201 240L202 243H203V241H204ZM206 239H207V238H206ZM220 239H221V238H220ZM223 239H224V237H223ZM229 239H230V238H229ZM236 239H237V238H236ZM252 239H253V238H252ZM252 239H251V240H252ZM256 239H260V238H256ZM261 239H264V236L262 237V235H261ZM261 239H260V241H262ZM1 240H2V239H1ZM12 240H13V241H10V239H9L8 243H9V242H11V243L13 242L12 244L15 246V244H17V243H14V242H15L14 238H13ZM97 240L99 241V239L96 238V242H95V243L93 242V247H94V244L96 245V243L98 242ZM109 240H110V239H109ZM137 240H138V239H137ZM174 240H175V238H174ZM182 240H183V239H182ZM185 240H186V239H185ZM185 240H183L184 243H185ZM194 240H195V238H194ZM207 240L209 241V239H207ZM214 240H215V239H213L212 243L214 242ZM234 240H235V239H234ZM3 241H4V240H3ZM20 241H21V240H20ZM20 241H19V242H20ZM82 241H83V239H82ZM110 241H111V240H110ZM110 241H109V243H108V240L106 241L107 244H109L110 246H111L112 244L115 243L114 241H113V242L111 241V243H110ZM146 241H147V240H146ZM146 241H145V242H146ZM154 241H155V240H153V243H154ZM156 241H158V244H157V242H155V245H157L156 247H155L154 244H151L152 246L154 245V247H152L151 245H149V246H151V247L154 248V249H158L159 247L161 248V245H160V244H163L164 247H165V244H164L165 242H164V241H163L164 243H163V242L161 243V239H160V241H159V239L156 240ZM167 241H168V238H167L166 242H167ZM192 241H193V240H192ZM223 241L225 242V240H223ZM230 241H232V240L230 239ZM236 241H237V240H236ZM236 241H235V242H236ZM257 241H258V240H255V242H257ZM263 241H264V240H263ZM263 241H262V242H263ZM85 242H86V241H85ZM87 242H88V244H89V240H88ZM87 242H86V243H87ZM142 242H143V241L141 240V243H142ZM171 242H172V241H171ZM173 242H174V241H173ZM183 242H182V243H183ZM187 242H186V243H187ZM209 242H210V241H209ZM218 242H219V241H218ZM226 242H227V241H226ZM239 242H240V241H239ZM6 243H7V242H6ZM82 243H84V241H83ZM82 243H81V244L79 243V244H80V245H79L80 247H82V246H81ZM124 243L127 245L126 242H124V241H123V242L119 241V244H120V245H119L118 248L121 249L122 246H125ZM128 243H130V242H128ZM168 243H170V242L168 241ZM191 243L193 244V242H191ZM195 243H196V242H195ZM202 243H201V244H202ZM207 243H208V242H207ZM207 243H206V244H207ZM212 243H211V244H212ZM220 243H221V242H220ZM249 243H250V242H249ZM258 243H260V242H258ZM91 244H92V243H90V245H91ZM97 244H98V243H97ZM104 244H105V243H103V245H104ZM117 244H118V242H116L112 247H116ZM121 244H122V245H121ZM123 244H124V245H123ZM131 244L134 245V243H131ZM139 244H140V242H138L137 245H139ZM170 244H172V243H170ZM177 244H178V242H177ZM188 244H189V243H188ZM188 244H187V245H188ZM192 244H190V245H192ZM206 244H204L203 247H204ZM227 244H228V243H227ZM227 244H226V245H227ZM229 244H230V243H229ZM242 244H243V243H242ZM254 244H255V243H254ZM262 244H263V246H264V243H262ZM262 244H260V245H262ZM7 245H8V244H7ZM7 245H6V246H7ZM13 245H12V246H13ZM21 245H22V244H21ZM21 245H20V246H21ZM74 245H75V244H74ZM137 245H136V246H137ZM158 245H159V246H158ZM166 245H167V244H166ZM178 245H179V244H178ZM178 245H176V246L173 245V246L177 247ZM181 245H182V244H181ZM209 245H210V244H208L207 246H209ZM218 245H219V244H218ZM218 245H217V242H216V248H217V249L215 248V251L218 250ZM221 245H222V244H221ZM236 245H237V244H236ZM244 245H245V244H243V247H244ZM257 245H259V244H257ZM6 246H5V249H4V250H6ZM68 246H71V245H67L66 247H68ZM75 246H76V245H75ZM87 246H89V245H87ZM100 246H101V248L103 247L102 244H100ZM129 246H131V245L129 244ZM129 246H128V247H129ZM140 246L142 247V245H140ZM149 246H148V247H149ZM182 246H183V245H182ZM207 246H206V247H207ZM233 246H234V245H233ZM8 247H9V246H8ZM25 247H26V246H25ZM66 247H65V248H66ZM76 247H77V246H76ZM107 247H108V249H106L105 251H108V250H109V253L112 252V251H115V248H110V249H113V250H110V249H109V246H107ZM107 247H106V248H107ZM131 247H132V246H131ZM134 247H135V246H133L131 250H133ZM143 247H144V242H143ZM170 247L172 248V246H170ZM175 247H173L174 250H175V251L178 250V249H175ZM180 247H181V246H179V248H180ZM191 247H192V246H191ZM219 247H220V246H219ZM236 247H237V246H236ZM241 247H242V246H240V248H236V249H241ZM255 247H256V245H255ZM3 248H4V247H3ZM65 248H64V249H65ZM78 248H79V247H77L76 249H78ZM85 248H86V247H85ZM87 248H88V247H87ZM87 248H86V249H87ZM90 248H92V245H91ZM95 248H96L95 251L97 250V251L95 252L96 255H95L94 253H93V255H95L96 257H95V256H94V257H93V256L90 257L92 254L90 255V251H89L90 249L88 248V249H89V250H88V251H89V255H90L89 257L92 258V260H88V263H87V264H89V263H93V262H92V261L94 260L93 258H97V259H96L97 261L103 259V258L101 259V258L99 257V255H100V254L98 253V250H99L98 248H99V247H95ZM103 248H104V247H103ZM103 248H102V250H103ZM129 248H130V247H129ZM162 248H163V247H162ZM184 248H185V247H184ZM209 248H212V246L209 247ZM234 248H235V247H234ZM260 248L262 249V246H261ZM8 249H10V248H8ZM8 249H7V251L10 252ZM15 249H16V248H15ZM104 249H105V248H104ZM116 249H117V247H116ZM125 249H126V246H125V248H123V250H125ZM150 249H151V248H150ZM150 249L148 248V254L150 253V252H149ZM154 249H153V250H154ZM190 249H192V248H190ZM194 249L197 250L198 248L196 249V247H194ZM204 249H206V248H204ZM213 249H214V248H213ZM220 249H221V248H220ZM222 249H224V248H222ZM255 249H256V248H255ZM263 249H264V248H263ZM10 250H11V249H10ZM65 250H66V249H65ZM70 250H74V249H71V248L69 247V251H70ZM82 250H83V247H82L81 250H77V251L80 252V251H82ZM134 250H135V249H134ZM136 250H140V248H139V249L137 248ZM141 250H142V249H141ZM145 250H146V252H147V249H145ZM151 250H152V249H151ZM153 250H152V251H153ZM169 250H170V249H169ZM172 250H173V249H172ZM181 250H182V249H180V253H181V252L183 253V250H184V249H183L182 251H181ZM210 250H211V249H210ZM210 250H209V251H210ZM244 250H245V249H244ZM248 250H250V248H249ZM252 250H253V249H252ZM0 251L3 252L2 250H0ZM11 251H13V250H11ZM19 251H20V250H18V253H19ZM77 251H76V252H77ZM83 251H85V250H83ZM86 251H87V250H86ZM100 251H101V250H100ZM105 251H104V253H105ZM116 251H117V250H116ZM116 251H115V252H116ZM129 251H130V250H129ZM142 251H143V250H142ZM157 251H158V250H156V252H157ZM163 251H165V250L163 249ZM192 251H193V250H192ZM197 251H198V250H197ZM215 251H214V252H215ZM223 251H224V250H223ZM226 251H227V250H226ZM237 251H238V250H237ZM250 251H251V250H250ZM263 251H264V250H263ZM4 252H5V251H4ZM4 252H3V253H4ZM25 252H26V251H23V254H24ZM62 252L64 253V251H62ZM70 252H71V251H70ZM70 252H69V255H70V254H76L75 251H72V253H70ZM74 252H75V253H74ZM121 252H124V251H120L119 253H121ZM130 252H132V251H130ZM130 252H129V254H130L129 256H131V254H132V253H130ZM143 252H144V251H143ZM154 252H155V251H153V253H154ZM159 252H160V250H159ZM170 252H171V251H170ZM187 252H189V250H188ZM195 252H196V251H195ZM201 252H203V251H201ZM201 252H200V253H201ZM212 252H213V251H212ZM218 252H219V250H218L216 253H218ZM227 252H228V251H227ZM227 252H226V253H227ZM233 252H234V251H233ZM235 252H236V251H235ZM253 252H254V251H253ZM255 252L258 253V254H256V255H259V251H258V250L255 251ZM11 253H12V252H11ZM11 253H7V254L10 256ZM14 253H15V252H14ZM84 253H85V252H84ZM84 253H83V254H84ZM97 253H98V255H97ZM104 253H102V254H104ZM124 253H125V252H124ZM136 253H138V252H136ZM136 253L134 252V254H136ZM139 253H140V252H139ZM151 253H152V252H151ZM151 253H150V254H151ZM205 253H206V252H205ZM205 253H204V254H205ZM209 253H211V252H209ZM226 253H225V255H226ZM236 253H237V252H236ZM241 253H242V252H241ZM245 253H246V252H244V255H245ZM248 253H249V252H248ZM7 254H6V255H7ZM80 254H81V252H80ZM87 254H88V252L86 253V255H87ZM114 254H115V253H114ZM114 254L111 255V253H110V254L108 255V253H107V254H105V255H106V256H109V257H110V256H113V257H114ZM117 254H118V253H117ZM156 254H157V253H156ZM156 254H154V255L152 254V256L147 257V256H146L147 253H146V254H145L146 257H145V256H144V257H145L146 259H147V258H151V259H152V263H150V264H156V263H159V262L161 261V260L158 261V259L156 258L157 256L155 257ZM163 254H164V253H163ZM168 254H169V253H168ZM172 254H173V253H172ZM186 254H187V253H186ZM191 254H192V253H191ZM201 254H202V253H201ZM211 254H212V253H211ZM222 254H223V253H222ZM246 254H247V253H246ZM251 254H252V253H251ZM251 254H249V255L247 254V256H249V257H248V261L250 260L249 258H251ZM1 255H2V253H1ZM1 255H0V258H1ZM63 255H65V260H66V259L68 258V257H67L68 254H65V253H64ZM77 255H78V254H76V256H77ZM118 255H119V254H118ZM118 255H117V256L115 255V256L118 257ZM121 255L124 257L123 254H121ZM121 255H120V256H121ZM139 255H140V254H138V256H139ZM142 255H143V254H142ZM157 255H158V254H157ZM165 255H166V253H165ZM193 255H194V254H193ZM220 255H221V254H220ZM223 255H224V254H223ZM227 255H228V254H227ZM239 255H240V254H239ZM241 255H242V254H241ZM241 255H240V256H241ZM244 255H243V256H244ZM256 255H255V257H256ZM3 256H4V255H3ZM9 256H8V257L4 256V257H6V259L8 260V259L10 258ZM11 256H12V255H11ZM14 256H15V255H14ZM72 256H75V255H71V256H69V258L71 257V259H72ZM78 256H80V255H78ZM102 256H103V255H102ZM120 256H119V257H120ZM122 256H121V257H122ZM129 256H128V257H129ZM136 256H137V255H136ZM148 256H149V255H148ZM153 256L157 259L158 262H156V263L153 262V261H155V259L153 260ZM168 256H169V255H168ZM171 256H172V255H171ZM182 256H183V255H182ZM206 256H207V255H206ZM234 256H235V253H234ZM247 256L245 257L246 259H247ZM4 257H3V258H4ZM20 257H21V255H20ZM81 257H83V256L81 255ZM86 257H87V256H86ZM98 257H99L100 259H98ZM116 257H115V258H116ZM128 257H127V260H128V261L125 260L126 262H124L123 264H126L127 262L133 261L135 256L133 257V260H132V259L129 260L130 257H129V258H128ZM139 257H141V256H139ZM191 257H192V256H191ZM191 257H190V252H189V258H191ZM200 257H201V256H200ZM219 257H222V256H219ZM224 257L226 258V256H224ZM255 257H254V258H255ZM11 258H13V256H12ZM11 258H10V260H8V261H11ZM18 258H19V257H18ZM18 258L16 259L17 263H18ZM63 258H64V256H63ZM73 258H74V257H73ZM83 258H84V257H83ZM105 258H106V259H105ZM105 258H104V260H107L108 257H105ZM110 258H112V257H110ZM110 258H108V259L110 260ZM162 258H165V256H164V257H161V259H162ZM167 258H168V257H167ZM169 258H170V257H169ZM174 258H175V257H174ZM187 258H188V257H187ZM189 258H188V259H189ZM192 258H193V257H192ZM194 258H195V257H194ZM205 258H206V257H205ZM205 258H204V259H205ZM207 258H208V257H207ZM209 258H211V257H209ZM241 258H243V257L241 256ZM257 258H258V257H257ZM263 258H264V256H263ZM21 259H22V258H21ZM21 259H20V260H21ZM79 259L82 260L80 257H79ZM112 259H114V258H112ZM117 259H118V258H117ZM119 259H120V258H119ZM165 259H166V258H165ZM195 259H196V258H195ZM201 259H203V258L201 257ZM201 259H199L200 261H199V260H196L197 263L199 262V263L202 264ZM215 259H216V258H215ZM222 259H223V258H222ZM226 259H228V257H227ZM235 259H236V257L233 258V261H232V262H234ZM260 259H261V258H260ZM4 260H5V259H4ZM4 260L2 259L1 261L3 262ZM7 260H5V261H7ZM13 260H14V259H13ZM13 260H12V261H13ZM20 260H19V261H20ZM65 260H64V261H65ZM74 260H75V261H79L78 259L76 260V258H74L73 261H74ZM136 260H137V262L135 261V262H133L132 264H134V263H136V264H141V260H140V259H136ZM162 260H163V259H162ZM171 260H172V259H171ZM171 260H170V261H171ZM181 260H182V259H181ZM193 260H194V259H193ZM219 260H220V259H219ZM231 260H232V259H231ZM261 260H262V259H261ZM1 261H0V262H1ZM14 261H15V260H14ZM55 261H56V263L58 262V260H55ZM55 261H54L53 264H55ZM67 261H69V259L66 260V262H67ZM73 261H71V262H73ZM75 261H74V263H71L70 261H69V262H70L71 264H76ZM82 261H83V262H82ZM82 261H79V262H80V263L82 262V264L85 263L84 260H82ZM85 261H86V260H85ZM89 261H90V262H89ZM94 261H95V260H94ZM97 261H95V262H97ZM118 261H119V260H118ZM143 261H144V260H143ZM164 261H165V260H164ZM187 261H188V260H187ZM187 261H185V262H187ZM202 261H204V260H202ZM210 261H211V259H210ZM217 261H218V260H217ZM226 261H227V260H226ZM237 261H238V260H237ZM243 261H245V260H243ZM2 262H1V263H2ZM24 262H25V261H24ZM69 262H68V263H69ZM86 262H87V261H86ZM102 262H103V260H102ZM107 262H108V260H107ZM114 262H115V260L113 261V264H114ZM161 262L163 263V261H161ZM161 262H160V263H161ZM181 262H182V261H181ZM194 262H195V261H194ZM213 262H214V260H213ZM219 262H220V261H219ZM221 262L223 263V261H221ZM230 262H231V261H230ZM260 262H261V261H260ZM1 263H0V264H1ZM8 263H9V262H8ZM10 263H11V262H10ZM10 263H9V264H10ZM15 263H16V262H15ZM64 263H65V262H64ZM77 263H78V262H77ZM80 263H79V264H80ZM100 263H101V261L99 262V264H100ZM104 263H105V262H104ZM119 263H120V261H119ZM166 263H167V262H165V264H166ZM174 263H175V262H174ZM208 263H209V262H208ZM208 263H207V264H208ZM214 263H215V262H214ZM224 263H225V262H224ZM224 263H223V264H224ZM234 263H236V261H235ZM238 263H239V262H238ZM244 263H245V262H244ZM244 263H243V264H244ZM248 263H249V262H248ZM255 263H256V262H255ZM257 263H258V262H257ZM3 264H4V263H3ZM20 264H21V262H20ZM22 264H23V263H22ZM58 264H59V263H58ZM65 264H67V263H65ZM95 264H98V262L95 263ZM101 264H102V263H101ZM169 264H172V263H169ZM193 264H195V263H193ZM203 264H204V263H203ZM205 264H206V263H205ZM217 264H218V263H217ZM220 264H221V263H220ZM226 264H227V263H226ZM232 264H233V263H232ZM236 264H237V263H236ZM245 264H247V262H246ZM259 264H260V263H259Z\"/></svg>",
    "mask_w": 264,
    "mask_h": 264
}]
</instances>
